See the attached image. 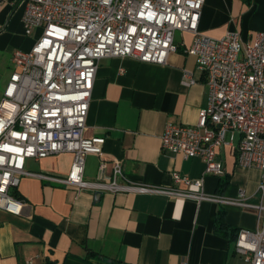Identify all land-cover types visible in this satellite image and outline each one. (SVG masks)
<instances>
[{
  "label": "crops",
  "instance_id": "obj_1",
  "mask_svg": "<svg viewBox=\"0 0 264 264\" xmlns=\"http://www.w3.org/2000/svg\"><path fill=\"white\" fill-rule=\"evenodd\" d=\"M24 7L4 4L0 10V102L14 71L16 50L29 51L38 33L27 36ZM200 31L213 38L239 32L252 43L264 32V0H206ZM193 34L179 31L178 50L165 64L130 57L101 60L94 81L86 137L104 136L101 157L120 161L128 180L148 185L198 190L177 183L174 174L204 182V192L239 199L245 204L153 193L77 190L43 174L65 178L74 155L64 152L26 160L15 196L24 202L21 214L0 208V264H250L236 251L241 229L255 230L262 171L238 162L241 136L218 149L224 173L205 174L201 157H185L162 148L168 123L196 126L208 104L206 75L188 54ZM184 70L196 82L183 83ZM101 157L90 154L85 178L99 177ZM112 168L106 170L111 175ZM226 231L218 229V223Z\"/></svg>",
  "mask_w": 264,
  "mask_h": 264
},
{
  "label": "built area",
  "instance_id": "obj_2",
  "mask_svg": "<svg viewBox=\"0 0 264 264\" xmlns=\"http://www.w3.org/2000/svg\"><path fill=\"white\" fill-rule=\"evenodd\" d=\"M206 0H0L12 7L23 6L27 36L40 30L29 51L13 54L14 71L0 102V208L21 214L24 202L15 196L26 160L71 152L69 174L54 178L37 174L81 191L153 193L245 204L239 199L204 192L202 180L174 174L177 183L196 186L183 190L128 180L120 161L109 162L104 136L86 137L87 118L94 81L101 60L130 57L141 62L165 64L178 50L176 32H190L186 49L195 56L206 75L208 104L200 111L196 126L168 123L162 148L185 157H201L205 174L224 173L218 149L230 143L237 132L238 162L262 171L260 201L250 205L258 211L255 230L241 229L236 251L250 264H264V32L252 43L237 32L213 38L200 31ZM196 82L184 70L183 83ZM101 157L99 177L85 178L88 155ZM111 166V175L106 174ZM13 189V193L11 190ZM187 264V263H182Z\"/></svg>",
  "mask_w": 264,
  "mask_h": 264
},
{
  "label": "trees",
  "instance_id": "obj_3",
  "mask_svg": "<svg viewBox=\"0 0 264 264\" xmlns=\"http://www.w3.org/2000/svg\"><path fill=\"white\" fill-rule=\"evenodd\" d=\"M218 229L223 232L226 231V226L222 223V221L218 223Z\"/></svg>",
  "mask_w": 264,
  "mask_h": 264
},
{
  "label": "rangeland",
  "instance_id": "obj_4",
  "mask_svg": "<svg viewBox=\"0 0 264 264\" xmlns=\"http://www.w3.org/2000/svg\"><path fill=\"white\" fill-rule=\"evenodd\" d=\"M40 32H41V31H39V33H38V34H40ZM178 32H179V31H178ZM178 32H176V34H177ZM235 32H236V31H235ZM237 33H239V32H237ZM239 34H240V33H239Z\"/></svg>",
  "mask_w": 264,
  "mask_h": 264
},
{
  "label": "water",
  "instance_id": "obj_5",
  "mask_svg": "<svg viewBox=\"0 0 264 264\" xmlns=\"http://www.w3.org/2000/svg\"><path fill=\"white\" fill-rule=\"evenodd\" d=\"M11 193H13V189L11 190Z\"/></svg>",
  "mask_w": 264,
  "mask_h": 264
}]
</instances>
